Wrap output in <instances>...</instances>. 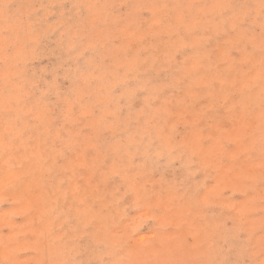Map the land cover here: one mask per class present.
<instances>
[{
    "label": "rangeland",
    "instance_id": "1",
    "mask_svg": "<svg viewBox=\"0 0 264 264\" xmlns=\"http://www.w3.org/2000/svg\"><path fill=\"white\" fill-rule=\"evenodd\" d=\"M0 264H264V0H0Z\"/></svg>",
    "mask_w": 264,
    "mask_h": 264
}]
</instances>
